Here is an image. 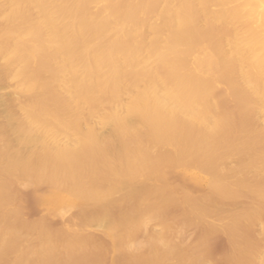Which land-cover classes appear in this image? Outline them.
I'll use <instances>...</instances> for the list:
<instances>
[{
    "label": "bare ground",
    "instance_id": "6f19581e",
    "mask_svg": "<svg viewBox=\"0 0 264 264\" xmlns=\"http://www.w3.org/2000/svg\"><path fill=\"white\" fill-rule=\"evenodd\" d=\"M5 84L0 264H264V0H0Z\"/></svg>",
    "mask_w": 264,
    "mask_h": 264
},
{
    "label": "rangeland",
    "instance_id": "374dc122",
    "mask_svg": "<svg viewBox=\"0 0 264 264\" xmlns=\"http://www.w3.org/2000/svg\"><path fill=\"white\" fill-rule=\"evenodd\" d=\"M10 94H11V88H10L9 84H5L3 86H0V119H1L0 121H2V122H3V119L5 121V120H7V117H8L7 116L8 113L6 112L7 108L5 105V100ZM260 181L261 182L260 183L258 182V184L263 185L264 180L263 181L260 180ZM21 198H20L21 204L19 205V208H17L15 211V213H16L15 218H21V220L26 221V218H27V220H30L33 216H35V217L38 216V213H39V215L41 214V218L38 219L36 222H38V223L41 222V224L43 223V221L45 222L44 219L47 218V217L45 218L46 213L45 212H43V213L39 212V210L35 207L32 199H31V196L29 194H24L21 196ZM23 200H26V201L24 202ZM30 201H32V202H30ZM31 205H33V207ZM32 209H34V211ZM71 211L72 210L68 207H64L60 210V214L62 212L61 217L63 215V218H62L63 221L68 220V218L73 213V211H72V213L70 214ZM22 216L24 217V219H22ZM64 218H65V220H64ZM51 222H49V220H48L47 221L48 224L45 222L46 223L45 225H52ZM237 229H238V233L240 234V236L238 234L239 239L243 243V248L237 253L236 257L231 262H229L228 264H230V263L231 264H251V261H253L252 258L254 257V254L256 253V250L258 248V243H259L258 242L259 237L257 234L258 227L257 226H253V227L251 226L250 227V226L238 224ZM196 245L198 248L209 249V250L213 251L214 253L218 254V253H221L226 247L225 237L221 233L215 232L210 236V238L208 240L197 242ZM259 245H260V243H259ZM260 247H261V245L259 246V248ZM108 262L110 263L109 260H104L103 264H109ZM193 263H194L193 259H187L183 264H193Z\"/></svg>",
    "mask_w": 264,
    "mask_h": 264
}]
</instances>
